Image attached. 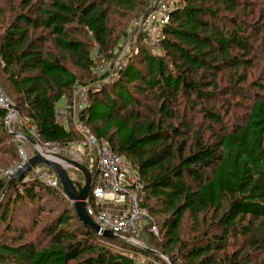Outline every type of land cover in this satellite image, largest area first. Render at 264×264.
Returning a JSON list of instances; mask_svg holds the SVG:
<instances>
[{"label": "trees", "instance_id": "obj_1", "mask_svg": "<svg viewBox=\"0 0 264 264\" xmlns=\"http://www.w3.org/2000/svg\"><path fill=\"white\" fill-rule=\"evenodd\" d=\"M174 4L177 9L171 21L159 29L162 56L142 52L138 61L127 63L116 75L103 73L101 81L113 78V82L89 90L81 122L136 167L145 185L144 205L152 217H166L158 227L159 235L146 228L139 239L146 234L150 243H156L164 237L156 246L174 264H258L264 253V95L254 99L249 114L232 131L222 129L223 134H214L213 142L198 131L188 147L173 121L183 96L194 109L218 99L220 74L230 71L239 81L247 80L246 70L252 67V54L257 50L254 45L264 42V9L257 20L251 0H176ZM109 5V0H20V12L0 36V61L28 122L25 136L33 138L31 130L35 129L40 141L50 146L77 140L71 125L72 108L65 124L58 122L57 115L58 104L70 101L78 78L60 58L43 50L45 38L34 40L30 31L43 27L64 59L67 55L76 67L88 70L94 68L95 55L73 37L70 28L76 24L86 29L99 53L112 52ZM154 8L152 1L145 14ZM249 15L256 22L247 34L245 18ZM142 97L154 101L156 115L150 107L143 110ZM202 108L205 119L223 123L220 112ZM8 115V110L0 108V146ZM3 147L0 154L11 156L12 167L18 165L19 144ZM32 175L33 170L9 188L13 197L1 212L3 224H8L18 202L33 205L44 191L63 194L62 187L26 181ZM4 178L0 192L6 187ZM72 210L74 207L60 211L47 226L45 247L22 240L16 245L0 243V264L137 262L107 247L105 241H119L103 238ZM209 212L213 213L210 222L200 220ZM186 213L194 224L206 228L187 241L181 237ZM73 221L75 230L69 229ZM231 237L244 242L228 253ZM134 251L151 255L142 249Z\"/></svg>", "mask_w": 264, "mask_h": 264}, {"label": "rangeland", "instance_id": "obj_2", "mask_svg": "<svg viewBox=\"0 0 264 264\" xmlns=\"http://www.w3.org/2000/svg\"><path fill=\"white\" fill-rule=\"evenodd\" d=\"M152 1L154 4L156 0H109V4H111L108 7L109 26L113 32L114 48L112 52L107 54L98 52L97 43L86 29L81 28L76 24L70 28L73 37L83 41L89 48L91 54L93 53L95 55L93 56L94 68L92 67L88 70H82L76 67L67 55L64 56V59L60 51L53 45L49 32L43 27H39L37 30L32 29L30 31V35L34 40L45 38L46 41L43 43V50L48 54L60 58L67 68L75 73L78 78L77 86H75L70 92V101L63 100L58 104V110L63 109L65 111V118H67V113L69 114L68 110L72 108L73 114L70 115L72 119L71 125L74 131L77 132V140L65 146H50L43 144L39 137L34 135L31 130L33 138L30 139L35 141L38 146L42 147L45 151L58 153L63 157L76 160L79 163L88 166V153L86 152V149L79 145L83 138L81 131L79 132V128L80 130L84 128L85 131L88 129L85 127V124L81 122L80 115H83V111L89 104V90L93 89L94 86L99 89L102 86H109V84L113 82H111L113 78L110 80L108 78L104 81L100 80L104 71L116 75V71L127 63L138 61L142 56V52H148L152 55L158 56H162L163 54L162 49L159 47V30L155 31V29L144 26L142 23L143 17L146 16L145 12L148 9V5ZM172 1L174 2L176 0ZM251 1H253L254 4L251 12L254 10L258 20L261 10L264 9V0ZM0 7L1 36L9 23L13 21L16 13L20 12V0H0ZM245 22L247 24L245 28L246 33H252V24L256 22L255 16H247ZM254 46H257V50L253 51V65L246 70L247 80L245 82L239 81L237 74L228 71L218 76V99L213 102H202V105H199L194 109L191 107L188 97L183 96V98H181L178 103L176 119L173 121V124L174 127L179 128L181 132H183V139L188 142V147L191 146L192 139L198 131L202 132L204 138L211 142L214 141V134H223V130H226V132L232 131L236 125L242 122L249 114L254 99L257 96L264 95V42L259 40ZM2 67L3 64L0 61V90L8 98L9 103L8 109L6 110L11 114L13 108H16V117L13 120L11 119L9 124L6 122L4 130L1 132V138L4 140V145L2 144L1 146L6 148V146L9 147L11 144H17L18 147L19 144L18 153L21 160L18 165L12 167L13 160L11 159V156L0 154V180L2 177H5L4 180H6V187L0 192V243L16 245L22 240L24 243L31 242L37 248H42L45 247L49 241L45 234L47 226L51 225L55 216H57L60 211H63L66 208H72L73 203L64 195L63 191L62 195L53 191H51L50 194H47V192L44 191L41 194V199L35 200L33 205L18 202L16 204L17 207L13 211L11 210L12 215L8 224H3L1 222V212L7 207V202L13 197V194H10L9 190L14 184L11 183L13 177L32 157L36 155L34 147L30 144L27 138H24L25 134L23 132L24 128L26 129L28 127V122L23 117L22 107H18L16 103L19 100V96L13 91L12 86L8 81V75L3 71ZM95 82H97L96 85L94 84ZM141 99H143L146 104L143 109L145 112L148 110L147 107L152 108L153 113L156 112V106L150 97H142ZM202 107H207L215 112H220L223 123L213 124L210 120L205 119ZM68 121H70L69 118ZM188 128H191L190 132H187ZM21 152H26L28 156L27 160H24ZM18 153L16 154V157H18ZM35 169L36 171L33 169V175L34 173L36 175L37 171L47 169V167L39 165ZM68 172L72 179L80 182L85 181L83 174L79 170L69 166ZM209 174L211 173L209 172ZM33 175L31 177H33ZM152 204L154 205V202ZM72 212L75 216L74 210H72ZM212 214V212H209L206 215L203 214L200 216V220L203 221L208 219V222H210ZM152 218V222L156 225L158 223V227L160 228L166 217L156 215V217ZM72 224V228L69 229L75 230L77 227L75 221H73ZM205 229V226L194 224L190 219L189 213H186L181 227V237L187 241L195 236H199ZM138 241L142 246L162 252V250L158 249L156 245L157 243L165 241V238L161 237L156 243H150L148 236L144 234L141 236V239H138ZM243 242L244 240L242 238L236 239L235 237H231L227 243V252L232 253L234 250L239 249ZM126 243V241L124 243V240H119L118 243L114 242V244L106 241L104 242L106 246L108 245L107 247L116 253L128 255L134 260L141 261L142 264H169L167 260L160 256L151 254L154 256L153 257L151 255L145 256L140 254L139 252L134 251V249L141 250L139 247H136L129 242ZM175 264H180V262L177 261ZM258 264H264V253L260 256Z\"/></svg>", "mask_w": 264, "mask_h": 264}, {"label": "built area", "instance_id": "obj_3", "mask_svg": "<svg viewBox=\"0 0 264 264\" xmlns=\"http://www.w3.org/2000/svg\"><path fill=\"white\" fill-rule=\"evenodd\" d=\"M154 10L144 16V26L161 29L167 25L176 11L172 0H156ZM105 73V71H104ZM8 100L0 96V108L8 109ZM58 122L65 124V111L58 110ZM82 139L79 145L88 153V168L94 174L92 193L86 201V210L102 230H110L124 241L139 243L141 232L159 235L158 226L152 222V216L144 205L145 185L136 167L116 154L107 139H99L96 135L82 128ZM37 135L35 129L32 130ZM24 160L28 156L21 152ZM36 171V169H34ZM38 180L52 188H60L57 175L48 168L37 171L26 181ZM135 264H142L137 260Z\"/></svg>", "mask_w": 264, "mask_h": 264}, {"label": "water", "instance_id": "obj_4", "mask_svg": "<svg viewBox=\"0 0 264 264\" xmlns=\"http://www.w3.org/2000/svg\"><path fill=\"white\" fill-rule=\"evenodd\" d=\"M0 96L8 100L7 96L4 93H2L1 90H0ZM15 117H16V108H13L12 113L9 114L7 117V123L9 124L10 120L14 119ZM24 138H27L30 144L34 147V149L36 150V155L32 157L21 168L20 171L17 172V174L13 177L11 183L12 184L15 183L17 180L24 177L28 172L35 169L37 166L44 165L51 172L57 175L64 195L73 203V207L76 212V215L85 225H88L97 234H99L100 236H102L103 238L109 241H117V240L123 241L122 238L114 234L112 231L102 230L101 227L96 222H94V220L86 210V201L91 195L93 189L94 177L92 171L87 166L79 163L76 160L68 159L52 151H45L42 147L38 146L36 142L33 141L32 139L25 136ZM69 166L79 170L83 174L85 181L80 182L72 179L68 172ZM128 242L150 254L164 258L165 260H167L169 264H174L170 260V258L167 255L163 254L162 252L149 249L136 242H130V241Z\"/></svg>", "mask_w": 264, "mask_h": 264}, {"label": "bare ground", "instance_id": "obj_5", "mask_svg": "<svg viewBox=\"0 0 264 264\" xmlns=\"http://www.w3.org/2000/svg\"><path fill=\"white\" fill-rule=\"evenodd\" d=\"M13 120V119H12ZM40 150V149H39Z\"/></svg>", "mask_w": 264, "mask_h": 264}]
</instances>
